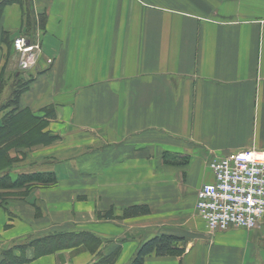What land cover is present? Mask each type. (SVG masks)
<instances>
[{"label": "crops", "instance_id": "crops-1", "mask_svg": "<svg viewBox=\"0 0 264 264\" xmlns=\"http://www.w3.org/2000/svg\"><path fill=\"white\" fill-rule=\"evenodd\" d=\"M17 35L40 44L26 70ZM19 111L52 140L9 148L0 176L54 180L1 190L0 262L18 244L25 264H129L166 235L179 253L143 264H264V216L211 231L195 209L212 157L264 150V0L1 5L0 125Z\"/></svg>", "mask_w": 264, "mask_h": 264}, {"label": "built area", "instance_id": "built-area-1", "mask_svg": "<svg viewBox=\"0 0 264 264\" xmlns=\"http://www.w3.org/2000/svg\"><path fill=\"white\" fill-rule=\"evenodd\" d=\"M12 49L20 70L31 68L41 57L39 42L22 35L13 39ZM208 167L213 181L199 188L195 204L206 227L211 231L256 227L264 216V150L214 156Z\"/></svg>", "mask_w": 264, "mask_h": 264}, {"label": "trees", "instance_id": "trees-1", "mask_svg": "<svg viewBox=\"0 0 264 264\" xmlns=\"http://www.w3.org/2000/svg\"><path fill=\"white\" fill-rule=\"evenodd\" d=\"M17 0H0V6ZM44 121L32 118L25 111H19L14 115L7 117L0 125V170L7 165L6 152L12 146H31L34 144L44 143L52 140V137L47 133H41ZM51 175H22L16 181L11 182L6 175L0 176V201L4 199L5 192L1 191L6 188H16L24 183L29 185L33 181L43 183L54 180ZM147 209L143 206L131 207L125 211L126 216H134L146 212ZM175 238L172 236H155L143 242L137 249L136 254L129 264H143L144 257L148 254L156 256H166L178 254L179 251L173 247ZM13 248L23 249V246L16 244ZM44 250H49L47 247ZM39 251V249H38ZM27 261L24 256H16L12 251H6L3 254V259L0 264H25Z\"/></svg>", "mask_w": 264, "mask_h": 264}, {"label": "rangeland", "instance_id": "rangeland-1", "mask_svg": "<svg viewBox=\"0 0 264 264\" xmlns=\"http://www.w3.org/2000/svg\"><path fill=\"white\" fill-rule=\"evenodd\" d=\"M18 36V35H17ZM17 248H14L13 250H12V252L14 251V250H16ZM13 255H14V253H13Z\"/></svg>", "mask_w": 264, "mask_h": 264}]
</instances>
